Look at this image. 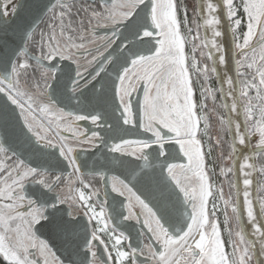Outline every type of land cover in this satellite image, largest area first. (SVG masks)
Segmentation results:
<instances>
[{
    "label": "snow or ice",
    "instance_id": "6c2138e0",
    "mask_svg": "<svg viewBox=\"0 0 264 264\" xmlns=\"http://www.w3.org/2000/svg\"><path fill=\"white\" fill-rule=\"evenodd\" d=\"M0 264H264V0H0Z\"/></svg>",
    "mask_w": 264,
    "mask_h": 264
},
{
    "label": "rangeland",
    "instance_id": "374dc122",
    "mask_svg": "<svg viewBox=\"0 0 264 264\" xmlns=\"http://www.w3.org/2000/svg\"><path fill=\"white\" fill-rule=\"evenodd\" d=\"M184 2L191 4L193 1L192 0H181V3H184ZM225 191H227V188L225 189Z\"/></svg>",
    "mask_w": 264,
    "mask_h": 264
},
{
    "label": "trees",
    "instance_id": "16d2710c",
    "mask_svg": "<svg viewBox=\"0 0 264 264\" xmlns=\"http://www.w3.org/2000/svg\"><path fill=\"white\" fill-rule=\"evenodd\" d=\"M193 1V0H192ZM190 14H191V12H190Z\"/></svg>",
    "mask_w": 264,
    "mask_h": 264
}]
</instances>
